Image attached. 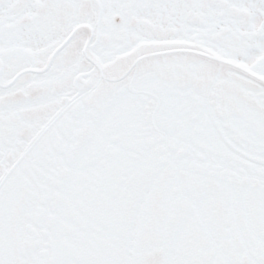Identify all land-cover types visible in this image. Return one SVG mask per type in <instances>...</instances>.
<instances>
[{
  "label": "snow or ice",
  "instance_id": "snow-or-ice-1",
  "mask_svg": "<svg viewBox=\"0 0 264 264\" xmlns=\"http://www.w3.org/2000/svg\"><path fill=\"white\" fill-rule=\"evenodd\" d=\"M0 264H264V0H0Z\"/></svg>",
  "mask_w": 264,
  "mask_h": 264
}]
</instances>
